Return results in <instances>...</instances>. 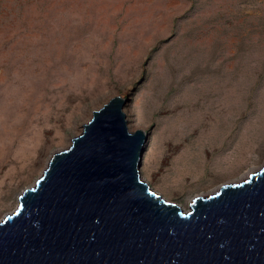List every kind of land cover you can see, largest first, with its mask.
I'll return each mask as SVG.
<instances>
[{"label": "rangeland", "instance_id": "rangeland-1", "mask_svg": "<svg viewBox=\"0 0 264 264\" xmlns=\"http://www.w3.org/2000/svg\"><path fill=\"white\" fill-rule=\"evenodd\" d=\"M126 94L148 133L140 175L166 199L260 168L264 0H0V219Z\"/></svg>", "mask_w": 264, "mask_h": 264}, {"label": "water", "instance_id": "water-1", "mask_svg": "<svg viewBox=\"0 0 264 264\" xmlns=\"http://www.w3.org/2000/svg\"><path fill=\"white\" fill-rule=\"evenodd\" d=\"M131 96L92 111L0 219V264H264V164L184 208L140 175Z\"/></svg>", "mask_w": 264, "mask_h": 264}, {"label": "bare ground", "instance_id": "bare-ground-1", "mask_svg": "<svg viewBox=\"0 0 264 264\" xmlns=\"http://www.w3.org/2000/svg\"><path fill=\"white\" fill-rule=\"evenodd\" d=\"M254 170H256V168L249 170V171L246 173V175H247L249 172H252V171H254ZM242 178H243V177H242ZM242 178H241V179H242ZM241 179H240V180H241ZM240 180H239V181H240ZM189 200H190V199H189ZM189 200H188V202H189Z\"/></svg>", "mask_w": 264, "mask_h": 264}]
</instances>
